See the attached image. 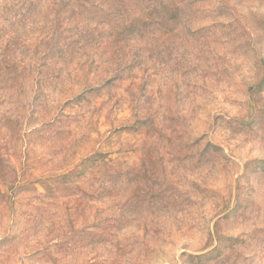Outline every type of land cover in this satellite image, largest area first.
<instances>
[{"label": "rangeland", "instance_id": "374dc122", "mask_svg": "<svg viewBox=\"0 0 264 264\" xmlns=\"http://www.w3.org/2000/svg\"><path fill=\"white\" fill-rule=\"evenodd\" d=\"M0 264H264V0H0Z\"/></svg>", "mask_w": 264, "mask_h": 264}]
</instances>
